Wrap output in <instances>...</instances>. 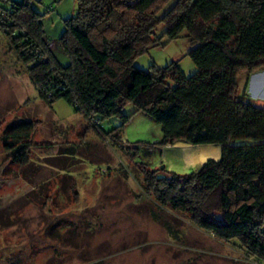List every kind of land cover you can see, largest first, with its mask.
I'll use <instances>...</instances> for the list:
<instances>
[{
  "label": "trees",
  "instance_id": "obj_1",
  "mask_svg": "<svg viewBox=\"0 0 264 264\" xmlns=\"http://www.w3.org/2000/svg\"><path fill=\"white\" fill-rule=\"evenodd\" d=\"M8 1L0 29L39 97L63 99L83 116L86 133L130 155L147 197L264 263V107L247 92L251 74L264 68V0H75L58 39L64 65L49 48L30 0ZM183 33L193 74H183L177 61L149 70L134 66L137 56L163 45V36L175 40ZM130 104L160 126V147L213 144L220 146V158L187 174L135 161L138 148L121 135ZM110 118L120 124L105 131L101 123ZM38 123L21 121L3 132L12 163L28 162Z\"/></svg>",
  "mask_w": 264,
  "mask_h": 264
},
{
  "label": "rangeland",
  "instance_id": "obj_2",
  "mask_svg": "<svg viewBox=\"0 0 264 264\" xmlns=\"http://www.w3.org/2000/svg\"><path fill=\"white\" fill-rule=\"evenodd\" d=\"M29 2L41 14L49 48L64 65L68 59L58 39L64 20L75 13V0ZM9 7L8 0H0V10ZM163 30L159 26L157 35ZM161 44L137 56L134 66L149 70L177 61L186 76L196 71L184 33L175 40L163 36ZM243 79L244 74L241 86ZM247 92L264 107V71L251 74ZM134 110L131 104L123 109L131 117L121 135L138 148L135 161L178 174L206 161L187 165L181 149L157 145L160 126ZM27 120L39 123L28 162L17 165L1 137L8 126ZM119 124L110 118L100 127L108 131ZM85 129L83 116L63 99L47 103L39 97L0 29V264H264L198 228L188 214L147 197L131 156ZM213 149L207 146V159L220 158V148L216 155Z\"/></svg>",
  "mask_w": 264,
  "mask_h": 264
},
{
  "label": "crops",
  "instance_id": "obj_3",
  "mask_svg": "<svg viewBox=\"0 0 264 264\" xmlns=\"http://www.w3.org/2000/svg\"><path fill=\"white\" fill-rule=\"evenodd\" d=\"M259 70L264 71V68H261ZM167 146L171 147L172 144L163 146V148H165ZM207 146H209V147L212 146L215 148L212 150V155H214V154L216 155L218 153L217 151L220 148V146L213 145V144L191 145L189 143L182 142V141H177V142L173 143V147H171V148L179 149V150L181 149V152H180L181 157L186 161L187 165L188 164L191 165V164H193L199 160H207V154H209L207 152Z\"/></svg>",
  "mask_w": 264,
  "mask_h": 264
}]
</instances>
